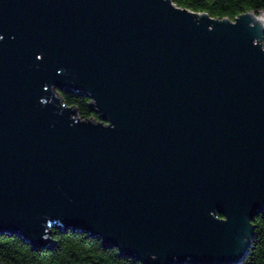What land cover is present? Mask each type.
Returning a JSON list of instances; mask_svg holds the SVG:
<instances>
[{
	"label": "water",
	"instance_id": "water-1",
	"mask_svg": "<svg viewBox=\"0 0 264 264\" xmlns=\"http://www.w3.org/2000/svg\"><path fill=\"white\" fill-rule=\"evenodd\" d=\"M263 41L262 12L0 0V236L45 247L59 228L141 264H241L264 213Z\"/></svg>",
	"mask_w": 264,
	"mask_h": 264
},
{
	"label": "trees",
	"instance_id": "trees-1",
	"mask_svg": "<svg viewBox=\"0 0 264 264\" xmlns=\"http://www.w3.org/2000/svg\"><path fill=\"white\" fill-rule=\"evenodd\" d=\"M177 7L213 18L233 21L241 14L264 13V0H171ZM264 43V41H263ZM65 105L76 109L83 120L98 119L89 107L90 99L76 93L57 90ZM254 238L241 264H264V213L252 221ZM49 239L53 244L33 247L19 236H0V264H141L122 256L118 249L106 247L96 237L85 233L54 228Z\"/></svg>",
	"mask_w": 264,
	"mask_h": 264
},
{
	"label": "bare ground",
	"instance_id": "bare-ground-1",
	"mask_svg": "<svg viewBox=\"0 0 264 264\" xmlns=\"http://www.w3.org/2000/svg\"><path fill=\"white\" fill-rule=\"evenodd\" d=\"M256 16H259V14H255Z\"/></svg>",
	"mask_w": 264,
	"mask_h": 264
}]
</instances>
